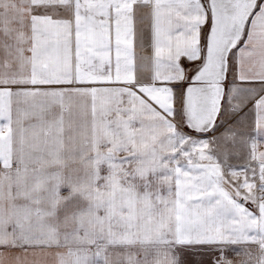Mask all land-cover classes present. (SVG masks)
I'll return each mask as SVG.
<instances>
[{"label": "snow or ice", "instance_id": "snow-or-ice-1", "mask_svg": "<svg viewBox=\"0 0 264 264\" xmlns=\"http://www.w3.org/2000/svg\"><path fill=\"white\" fill-rule=\"evenodd\" d=\"M0 264H264V0H0Z\"/></svg>", "mask_w": 264, "mask_h": 264}]
</instances>
